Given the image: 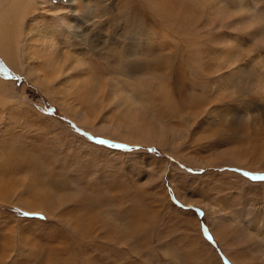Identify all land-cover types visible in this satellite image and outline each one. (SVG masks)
<instances>
[{"label": "rangeland", "instance_id": "1", "mask_svg": "<svg viewBox=\"0 0 264 264\" xmlns=\"http://www.w3.org/2000/svg\"><path fill=\"white\" fill-rule=\"evenodd\" d=\"M0 264H264V0H0Z\"/></svg>", "mask_w": 264, "mask_h": 264}, {"label": "bare ground", "instance_id": "2", "mask_svg": "<svg viewBox=\"0 0 264 264\" xmlns=\"http://www.w3.org/2000/svg\"><path fill=\"white\" fill-rule=\"evenodd\" d=\"M59 9V8H58ZM60 18L61 19H63L64 18V16H61L60 15ZM67 21V20H66ZM50 30V29H49ZM34 32V31H33ZM40 33H41V35H42V37H43V39L44 40H46V38L47 37H49L48 36V34H49V31L47 32V30L46 31H44V28H43V30L42 29H40ZM128 96V95H127ZM123 99H124V97H123ZM127 99V98H126ZM128 101V100H127ZM132 101H133V99H132ZM131 103H133V102H131ZM255 222H257L258 224H262L263 225V223H262V221L260 220V219H255L254 220ZM254 226V225H253ZM257 228V225H255V229ZM220 234V233H219ZM218 235V234H217ZM220 236V235H219ZM218 237V236H217Z\"/></svg>", "mask_w": 264, "mask_h": 264}, {"label": "snow or ice", "instance_id": "3", "mask_svg": "<svg viewBox=\"0 0 264 264\" xmlns=\"http://www.w3.org/2000/svg\"><path fill=\"white\" fill-rule=\"evenodd\" d=\"M100 143H105V141H100ZM25 215H27V213H25Z\"/></svg>", "mask_w": 264, "mask_h": 264}]
</instances>
